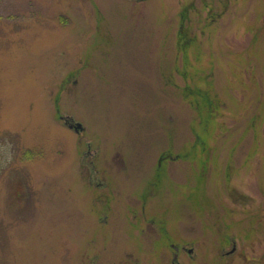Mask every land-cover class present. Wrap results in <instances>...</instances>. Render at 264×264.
<instances>
[{"label":"rangeland","instance_id":"1","mask_svg":"<svg viewBox=\"0 0 264 264\" xmlns=\"http://www.w3.org/2000/svg\"><path fill=\"white\" fill-rule=\"evenodd\" d=\"M170 243L264 264V0H0V264Z\"/></svg>","mask_w":264,"mask_h":264},{"label":"flooded vegetation","instance_id":"2","mask_svg":"<svg viewBox=\"0 0 264 264\" xmlns=\"http://www.w3.org/2000/svg\"><path fill=\"white\" fill-rule=\"evenodd\" d=\"M196 94L199 95V93ZM167 156L170 159L169 152ZM164 158H165L164 156H161L158 164H160V161ZM154 186H156L154 183L147 184V189L149 190L150 188H154ZM91 197H89V201H88L89 210L87 211V214L95 215L97 211L99 212L98 209L97 211H95L94 205L100 206L102 208L101 210H105V211L107 210L111 200V199L109 200V196L107 194L103 196V199L101 198V195H96ZM151 198L152 197L149 194V191H147V193L146 192L142 193V195L136 199V201L140 203V209L137 212V219H138V224L140 225L143 224L144 222H147V217L149 216L152 217L150 218L151 220H149L150 221L149 224L153 230L152 231L153 238L157 242L158 239L156 238L155 235L168 233L169 219L165 220L164 218L153 215V212L151 211L150 202H154V201H152ZM78 204L80 206L82 205L80 204V202H78ZM83 207L85 208V205H83ZM105 214L106 213H103L104 218H105ZM104 224H106L105 221L102 222V225ZM141 230L144 232L145 227ZM141 247H149L150 252L152 254L151 255L152 264H180L179 259L182 258V255L187 256L188 262H193L198 264H223L224 262H227L226 258L232 255L236 249L235 246H231L229 249H226L225 246H212V249L208 250L207 249L208 246H206L198 256V253L194 248L195 246H174V244L170 243V246H141ZM207 250L210 252L209 255L207 254ZM91 264H95V263L93 262Z\"/></svg>","mask_w":264,"mask_h":264},{"label":"trees","instance_id":"3","mask_svg":"<svg viewBox=\"0 0 264 264\" xmlns=\"http://www.w3.org/2000/svg\"><path fill=\"white\" fill-rule=\"evenodd\" d=\"M191 93H199V95L198 94H196V96L197 97H200L202 100H207L208 98H207V96H205V94H202V92L200 91V90H190V95H191ZM194 94V95H195ZM192 96V95H191ZM204 97V98H203ZM197 101V100H196ZM197 102H199V101H197Z\"/></svg>","mask_w":264,"mask_h":264}]
</instances>
